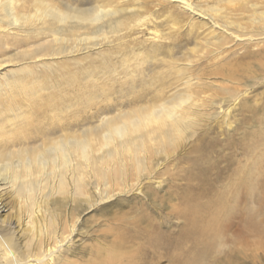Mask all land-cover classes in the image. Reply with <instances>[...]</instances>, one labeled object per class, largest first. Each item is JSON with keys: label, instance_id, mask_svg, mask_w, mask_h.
<instances>
[{"label": "rangeland", "instance_id": "374dc122", "mask_svg": "<svg viewBox=\"0 0 264 264\" xmlns=\"http://www.w3.org/2000/svg\"><path fill=\"white\" fill-rule=\"evenodd\" d=\"M55 1L61 3L63 0ZM64 1L84 7L86 1L95 0ZM191 1L204 7L227 6L220 0ZM101 4L125 9L129 22L117 30H105L106 34L102 33L93 40L78 42L83 49L79 52L45 62L64 65L61 75L67 71L73 73L69 84L64 82L59 86L54 74L38 78L29 76L26 82H41L56 88L50 89L48 94L57 92L62 96H76L83 79L75 73L76 66L69 67L68 62L85 57L90 60L99 53L117 50L123 57L113 58L111 63L120 65L124 54L130 56L132 77L138 83L139 74L143 73L149 77L165 75L167 83H171L177 71L168 65H183L190 58L192 69L203 78L199 103L202 109L192 127L165 138L156 135L153 141L146 140L129 150L121 149L112 159L97 166L93 175L86 170L79 196L60 189L46 199L42 213L48 216L56 238L61 241L59 244L55 240L48 242L57 251L51 264H225L226 245L220 221L226 186L225 151L230 148L234 153L237 146L240 148L243 137L253 134L257 147L246 170L250 183L255 184L257 179L255 168L260 163L255 162L264 164V146H259L261 140L258 137L264 134V36H259L264 31V17L256 22L255 28L243 32L247 35L253 33V41L237 44L230 41L221 48L223 55L215 59L219 46L191 52L196 36L195 33L189 35L193 21L174 3L167 0H103ZM176 17L179 20L176 21ZM154 48L158 50L154 51ZM18 65L2 69L5 73L2 83L15 77L11 70L18 69ZM30 65L43 69L42 62ZM120 73L118 69L117 81H99L100 86L91 91L96 94L92 103L83 100L77 104L83 122L88 117L90 119L96 109L105 106L104 100L109 99L111 104L118 105L131 98L132 95L120 91L128 81L120 80ZM105 88L108 89L106 95ZM142 104L118 107L128 110ZM66 120L69 121L70 117L67 116ZM143 134V130L133 129L130 136ZM236 158L234 156L233 160ZM11 214L9 209L4 217ZM213 218H217L214 224L211 223ZM7 228L8 233L18 235L14 220ZM3 234L6 232L0 226V238L5 239ZM24 242L14 249L17 264H27L28 260L31 264H47L48 257L45 261L37 260L45 258L47 252L44 249L48 247L39 248L36 239L27 244ZM1 247L0 264H12L3 256L4 248ZM242 261V264H264V259L252 262L248 256Z\"/></svg>", "mask_w": 264, "mask_h": 264}, {"label": "bare ground", "instance_id": "6f19581e", "mask_svg": "<svg viewBox=\"0 0 264 264\" xmlns=\"http://www.w3.org/2000/svg\"><path fill=\"white\" fill-rule=\"evenodd\" d=\"M63 1L0 0V218L9 209L12 210L11 216L0 220V226L6 232L3 234L5 239L0 238V245L2 250L4 248L3 256L12 264H17L14 255L16 246L24 241L26 244L34 242L35 239L39 248L48 247L44 249L47 252L45 258L39 257L37 261H45L48 257L47 264L52 263L56 247H51L48 242L55 240L59 244L61 241L56 238L48 216L42 213L48 197L60 189L79 196L83 191L82 179L86 170L93 175L97 166L112 159L121 149L129 150L146 140L153 141L156 135L165 138L192 127L202 109L199 103L203 78L192 69L190 58L183 65H168L171 70L177 71L171 83H167V76L156 77L154 73L153 77L147 76V73L139 74L138 83L132 77L130 56L124 54L120 65L111 63L113 58L123 57L117 50L99 53L90 60L85 57L77 62H68L69 67L76 66L75 73L85 81L81 84L74 80L80 84L76 96L71 98L57 92L48 94L50 89L55 88L52 85L26 82L29 76L38 78L54 74L59 86L68 83L73 73L66 70L61 75L64 65L45 62L79 52L83 49L78 42L93 40L105 30L122 28L130 20L125 9L109 8L101 4L103 0L86 1L87 6L84 7ZM167 1L180 7L193 21L189 35L195 33L196 36L191 52L219 46L215 59L223 55L221 48L231 42L253 41V33L247 35L243 32L255 28L256 22L264 17V0H220L227 4L224 7H204L191 0ZM177 20L179 18L176 17ZM172 21H175L174 17ZM259 36H264V31ZM158 49L154 48V51ZM39 62H42L43 69L30 65ZM15 64H19L18 69L11 70L15 77L2 83L1 78L5 75L2 69ZM118 69L121 71L120 80H128L120 91L132 95L131 98L118 105L106 99L105 106L96 109L91 118L83 122L78 103L83 100L92 103L96 94H91V91L100 86V80L117 81L115 74ZM107 91L105 88L104 93ZM137 103L144 104L128 110L118 107ZM133 129L143 130L144 134L130 136ZM258 137L261 140L259 146H264V134ZM254 138L253 134L241 138L240 148L234 146V153L227 148L223 158L226 186L220 221L226 245L225 264H242L247 256L252 262L264 259L263 162H255L261 164L255 168V184L246 177L257 147ZM234 156L237 158L233 160ZM262 158L264 160V155ZM97 190L100 191V188L97 187ZM13 220L18 235L8 233L10 230L7 227ZM216 221L217 218H213L211 223ZM26 263L31 264V261Z\"/></svg>", "mask_w": 264, "mask_h": 264}]
</instances>
